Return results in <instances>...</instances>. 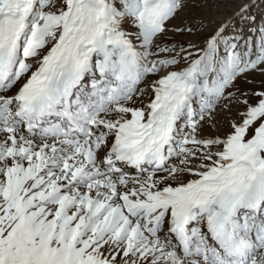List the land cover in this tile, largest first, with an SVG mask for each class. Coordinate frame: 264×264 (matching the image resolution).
Returning <instances> with one entry per match:
<instances>
[{"label":"snow or ice","instance_id":"snow-or-ice-1","mask_svg":"<svg viewBox=\"0 0 264 264\" xmlns=\"http://www.w3.org/2000/svg\"><path fill=\"white\" fill-rule=\"evenodd\" d=\"M0 264H264V0H0Z\"/></svg>","mask_w":264,"mask_h":264},{"label":"rangeland","instance_id":"rangeland-1","mask_svg":"<svg viewBox=\"0 0 264 264\" xmlns=\"http://www.w3.org/2000/svg\"><path fill=\"white\" fill-rule=\"evenodd\" d=\"M255 79H256L257 83H259L261 78L259 76H257ZM241 87H247V85L241 84Z\"/></svg>","mask_w":264,"mask_h":264}]
</instances>
